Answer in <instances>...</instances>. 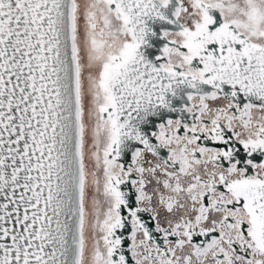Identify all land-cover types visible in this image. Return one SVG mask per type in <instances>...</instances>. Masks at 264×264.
Listing matches in <instances>:
<instances>
[{
    "label": "flooded vegetation",
    "instance_id": "1",
    "mask_svg": "<svg viewBox=\"0 0 264 264\" xmlns=\"http://www.w3.org/2000/svg\"><path fill=\"white\" fill-rule=\"evenodd\" d=\"M82 264H264V0H75Z\"/></svg>",
    "mask_w": 264,
    "mask_h": 264
},
{
    "label": "water",
    "instance_id": "2",
    "mask_svg": "<svg viewBox=\"0 0 264 264\" xmlns=\"http://www.w3.org/2000/svg\"><path fill=\"white\" fill-rule=\"evenodd\" d=\"M75 0H0V264H82Z\"/></svg>",
    "mask_w": 264,
    "mask_h": 264
}]
</instances>
